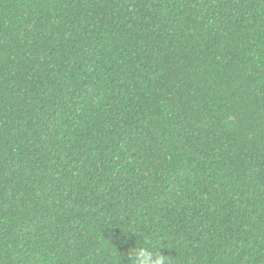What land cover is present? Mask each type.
Segmentation results:
<instances>
[{
    "label": "trees",
    "instance_id": "1",
    "mask_svg": "<svg viewBox=\"0 0 264 264\" xmlns=\"http://www.w3.org/2000/svg\"><path fill=\"white\" fill-rule=\"evenodd\" d=\"M264 264V0H0V264Z\"/></svg>",
    "mask_w": 264,
    "mask_h": 264
},
{
    "label": "clouds",
    "instance_id": "2",
    "mask_svg": "<svg viewBox=\"0 0 264 264\" xmlns=\"http://www.w3.org/2000/svg\"><path fill=\"white\" fill-rule=\"evenodd\" d=\"M128 264H170L169 256L158 255L155 258L146 249L140 247L131 252ZM121 258L117 261L120 264Z\"/></svg>",
    "mask_w": 264,
    "mask_h": 264
}]
</instances>
